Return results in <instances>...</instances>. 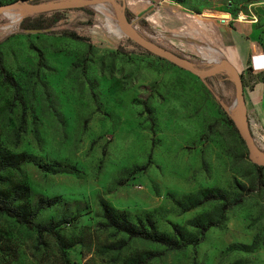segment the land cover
<instances>
[{"label": "rangeland", "instance_id": "374dc122", "mask_svg": "<svg viewBox=\"0 0 264 264\" xmlns=\"http://www.w3.org/2000/svg\"><path fill=\"white\" fill-rule=\"evenodd\" d=\"M94 8L83 21L73 20L76 8L0 12V147L58 169L21 163L0 171V189L27 186L18 202L26 206L55 198L35 221L63 220L56 231L69 244L59 250L47 233L38 242L33 230L0 214V264H264V166L249 159L232 123L240 115L232 77L199 78L126 35L118 49L100 48L83 25ZM38 14L56 17L57 32H17L21 19ZM190 61L199 71L210 67ZM260 77L240 75L243 93ZM262 90L260 115L245 110V119L264 151ZM205 190L218 198L186 210L176 205ZM100 199L131 222L150 219L156 231L181 240L218 224L204 231L193 255L190 244L167 249L105 227Z\"/></svg>", "mask_w": 264, "mask_h": 264}, {"label": "crops", "instance_id": "0c3cea01", "mask_svg": "<svg viewBox=\"0 0 264 264\" xmlns=\"http://www.w3.org/2000/svg\"><path fill=\"white\" fill-rule=\"evenodd\" d=\"M116 2L132 27L153 43L192 61L224 63L239 75H260L250 92L243 93L246 112L260 115L258 105L264 84V0ZM105 4L108 3L89 7H95L91 22L82 24L94 45L115 50L125 35L111 14L113 8ZM73 10V20L83 21L88 17L86 10Z\"/></svg>", "mask_w": 264, "mask_h": 264}, {"label": "trees", "instance_id": "16d2710c", "mask_svg": "<svg viewBox=\"0 0 264 264\" xmlns=\"http://www.w3.org/2000/svg\"><path fill=\"white\" fill-rule=\"evenodd\" d=\"M15 1V0H14ZM28 2H36L40 0H26ZM88 6H84L76 9L88 10ZM68 10V9H65ZM57 21L56 17L47 19L41 14L36 17H25L19 22L17 32L18 33H42L52 34L57 31L54 28V24ZM90 22L89 19L86 21ZM59 34L68 37L73 40L88 41L87 38L78 35L72 30H61ZM88 43V42H87ZM89 46V43L88 45ZM118 49V47H117ZM157 57V56H156ZM162 59L160 57H157ZM241 139V138H240ZM242 143L243 140L241 139ZM31 162L41 171L56 172L51 165H48L40 160L34 159L26 153L12 154L6 149L0 147V171L6 169H17L21 163ZM28 195V187L20 184L9 185L7 188L0 189V214L12 218L15 222L31 229L35 232L37 241L40 242V236L44 233L51 234L55 239V242L59 250H63L69 247V244L62 243V239L56 231V226L62 222L48 221L45 223H39L35 221L40 209L45 206L53 205L56 200L53 197L49 198H37L31 206L19 204L20 200H23ZM218 198L217 190H205L197 194L189 205H182L181 201H176V205L182 210L189 209L200 202ZM98 206L103 219V225L111 228L115 231L123 232L129 238H139L142 240L154 242L165 246L167 249H182L186 245L190 244L192 247V254L194 255V246L202 239L204 231L210 226H216L218 222H208L204 227H201L198 231V237L195 239L181 240L180 238L172 237L166 233L158 232L154 228V224L150 219H147L146 226L141 223L131 222L127 215L123 211L114 209L105 200L100 199ZM148 258V257H147Z\"/></svg>", "mask_w": 264, "mask_h": 264}, {"label": "water", "instance_id": "95a60500", "mask_svg": "<svg viewBox=\"0 0 264 264\" xmlns=\"http://www.w3.org/2000/svg\"><path fill=\"white\" fill-rule=\"evenodd\" d=\"M116 1L117 0H53L28 2L26 0H15L10 3L0 4V12L9 9H21L31 13H41L46 11L81 8L84 6L91 7L108 3L112 6L115 20L119 24L124 35H126L136 45L149 52L150 54L167 60L177 67L195 74L199 78L213 75L219 71L227 72L232 77L237 106L238 110L240 111V115L232 118V123L240 138L244 142L249 159L256 161L258 164L264 166V151L252 143L250 133L248 131V126L245 119L243 90L239 73H237L232 67L224 63H209L208 65L210 67H208L204 71H199L189 59L153 43L152 41L146 39L140 33H138L128 22L127 18L125 17Z\"/></svg>", "mask_w": 264, "mask_h": 264}, {"label": "built area", "instance_id": "2783aa9c", "mask_svg": "<svg viewBox=\"0 0 264 264\" xmlns=\"http://www.w3.org/2000/svg\"><path fill=\"white\" fill-rule=\"evenodd\" d=\"M221 22H224L225 20L224 19H220Z\"/></svg>", "mask_w": 264, "mask_h": 264}]
</instances>
